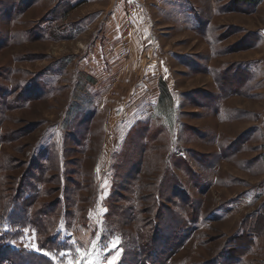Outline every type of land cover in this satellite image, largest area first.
<instances>
[{
    "label": "rangeland",
    "instance_id": "rangeland-1",
    "mask_svg": "<svg viewBox=\"0 0 264 264\" xmlns=\"http://www.w3.org/2000/svg\"><path fill=\"white\" fill-rule=\"evenodd\" d=\"M247 1L0 0V203L38 184L66 248L32 228L10 245L56 264H264V0ZM169 210L185 218L170 247Z\"/></svg>",
    "mask_w": 264,
    "mask_h": 264
},
{
    "label": "trees",
    "instance_id": "trees-1",
    "mask_svg": "<svg viewBox=\"0 0 264 264\" xmlns=\"http://www.w3.org/2000/svg\"><path fill=\"white\" fill-rule=\"evenodd\" d=\"M247 2L255 4L257 3V0H249ZM173 183H170V186H176L174 180ZM43 191L46 190L41 189L38 184L33 183V185H30L29 190H25V192L21 191L18 194V197H12L11 194L4 196L3 203H0V226L2 227L3 224H6L9 227L14 228L15 231L14 233H10L9 231H7L5 232V236L0 237V264H56L52 258L48 257L45 254H41L34 250L16 248L9 244L10 241L16 239L17 234L19 233L18 231H20L21 228H32L36 231L37 243L41 250L54 253V251H61L62 249L66 248V245L61 240V233L57 230L60 222L59 217L62 216L59 215L60 200H57V202L55 203L47 201L39 202V197L41 196V193ZM178 193L181 194V192L179 191ZM179 196L180 198L182 196L181 199H183L184 201L186 200L185 196ZM159 206L157 207V209L160 208ZM114 208L115 207L110 204L108 212L106 214L107 217H110L114 212V215L122 213L120 207H118L116 210ZM160 214L159 217L161 219L158 220L157 223L161 225L164 223V218H167L165 219L167 224L173 227L169 229V232L167 231V235H164L165 242H167L169 238H173V241L171 240L172 242L167 243L170 247L173 242L174 244H176L175 241L182 238V235L180 233L185 231V226L182 227L185 222V218L182 215L177 214L173 210H169L163 215ZM257 225L263 227L260 222L257 223V220H250L246 224L247 228H252L251 234L247 236L250 240V244L254 238L252 235L256 236L257 234H259L255 230ZM143 228L144 227L139 228L142 234L139 237L140 240L138 241V245L147 248H149L151 245L157 246V242L161 237L159 230L155 234H153L150 230H146ZM174 232L179 233V235L173 236ZM243 235L245 234L243 233ZM250 244H244L240 246L238 242L235 243V245H232V249L236 250V247H238L241 248L242 252V250H248L251 246ZM136 248L137 246L135 247V249ZM227 253L230 256L236 257V259L241 258L243 255H245V252L235 255L231 253V250L227 251Z\"/></svg>",
    "mask_w": 264,
    "mask_h": 264
},
{
    "label": "snow or ice",
    "instance_id": "snow-or-ice-1",
    "mask_svg": "<svg viewBox=\"0 0 264 264\" xmlns=\"http://www.w3.org/2000/svg\"><path fill=\"white\" fill-rule=\"evenodd\" d=\"M33 247H36L35 245H33ZM113 247H115V244H113ZM46 255H50V256H52V254L51 253H45ZM86 254V253H85ZM60 255L61 256H63V255H65L64 253H60ZM52 259H56V257L55 256H52Z\"/></svg>",
    "mask_w": 264,
    "mask_h": 264
}]
</instances>
